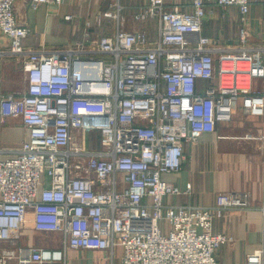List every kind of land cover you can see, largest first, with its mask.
I'll return each mask as SVG.
<instances>
[{
  "label": "built area",
  "instance_id": "obj_1",
  "mask_svg": "<svg viewBox=\"0 0 264 264\" xmlns=\"http://www.w3.org/2000/svg\"><path fill=\"white\" fill-rule=\"evenodd\" d=\"M17 1L0 0V31L9 39L0 55L23 61L27 85L0 92V124L20 118L28 136L0 157V264L17 256L5 244L19 242L30 212L34 229L59 233L62 247H18L20 263L64 264L74 248L109 258L118 249L121 264H218L216 252L231 236L214 232L213 220L252 206L232 192L217 193L209 206L165 203L181 190L162 174L180 169L185 143L230 122L238 100L245 113L264 117V44H247L251 7L264 0H139L132 7L115 0V10L103 13L116 22L112 34L92 38L86 20L83 39L36 49L23 45L29 27L16 19ZM129 8L134 22L156 19L155 39L125 28ZM215 8L237 9L238 46L204 33ZM256 136L264 143V129ZM245 264H264V245Z\"/></svg>",
  "mask_w": 264,
  "mask_h": 264
},
{
  "label": "crops",
  "instance_id": "obj_2",
  "mask_svg": "<svg viewBox=\"0 0 264 264\" xmlns=\"http://www.w3.org/2000/svg\"><path fill=\"white\" fill-rule=\"evenodd\" d=\"M255 1V0H251ZM130 7L139 0H121ZM114 6L115 0H63L60 5L40 4L30 6V0H18L15 15L19 23L29 27L23 38V45L30 49L64 48L84 38L85 21L92 23L91 37L112 34L116 29L113 18L103 15L108 5ZM135 10H124L125 28L131 31H144L149 40L156 38V19L132 21L129 14ZM256 5L251 7L249 22L252 29L261 28V16ZM72 14L73 18H65ZM102 14V15H101ZM101 15L100 22L96 16ZM261 29L259 30V32ZM9 39L0 31V50H7ZM27 85L23 61L9 54L0 55V92L13 94L22 92ZM238 100L236 111L230 122L217 123L214 132H205L194 143H185L184 156L180 169L162 174V178L176 184L180 194L165 196L168 204L209 206L215 203L219 192L240 194V199L252 206L249 210H232L212 222L214 232H224L231 236L229 243L216 252L218 264H245V256L264 245V143L256 136L264 129V117L252 116L243 111V102ZM28 136V130L20 118L8 119L0 124V157L9 156L17 150ZM191 183V189L186 186ZM29 221L21 231L17 244H5L20 255L18 247L38 249L61 248L59 233H41L34 229ZM17 256L7 260L6 264L20 263ZM120 250L113 258L102 250H82L68 248L65 252V264H121Z\"/></svg>",
  "mask_w": 264,
  "mask_h": 264
},
{
  "label": "rangeland",
  "instance_id": "obj_3",
  "mask_svg": "<svg viewBox=\"0 0 264 264\" xmlns=\"http://www.w3.org/2000/svg\"><path fill=\"white\" fill-rule=\"evenodd\" d=\"M256 7L259 12L258 14L262 17L260 21L261 28H251V33L249 34V40L247 42L248 46L264 44V6L256 5ZM113 10H115L114 6H111L110 4L104 9L105 12H113ZM213 11L214 12L208 13L205 18L204 33L221 45L234 43L238 46L237 35L239 16L237 9L231 8L225 14H223L219 8H215ZM260 29L261 31L259 32ZM261 60L264 61V58L261 57ZM239 102L241 103V101ZM90 136L92 138V144L96 146L97 132H92L89 134V137ZM63 263L65 264V261Z\"/></svg>",
  "mask_w": 264,
  "mask_h": 264
}]
</instances>
